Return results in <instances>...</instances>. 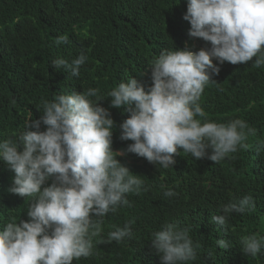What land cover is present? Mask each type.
<instances>
[{
  "label": "trees",
  "instance_id": "1",
  "mask_svg": "<svg viewBox=\"0 0 264 264\" xmlns=\"http://www.w3.org/2000/svg\"><path fill=\"white\" fill-rule=\"evenodd\" d=\"M187 2L0 0V140L16 137L26 121L38 119L45 100L97 88L103 99L99 103L108 108V92L129 77L146 88L151 85L150 65L164 50L186 44L194 51L210 47L189 37L190 24L183 19ZM64 34L70 43L58 45L56 39ZM82 50L88 59L78 77L52 66L53 59L71 61ZM253 61L224 62L199 100L209 121L245 120L255 130L245 141L248 146L217 163L180 150L168 169L136 154L117 157L144 181L142 190L127 194L131 207L121 206L103 218L101 231L93 237V255L73 264H160L151 238L166 222L188 228L194 243L200 244L191 264H264V255H245L240 243L241 236L264 235V150L257 151L258 141H264V67H255ZM110 112L116 122L112 147L120 151L132 143L119 139V125L130 113L124 108ZM13 176L0 162V226L28 219L31 198L9 191ZM169 189L176 195L166 197ZM249 194L253 209L232 213L224 226L212 221L213 215L223 214L224 205ZM129 221L131 237L105 243L110 231ZM219 239L230 240L231 246L219 248Z\"/></svg>",
  "mask_w": 264,
  "mask_h": 264
},
{
  "label": "clouds",
  "instance_id": "2",
  "mask_svg": "<svg viewBox=\"0 0 264 264\" xmlns=\"http://www.w3.org/2000/svg\"><path fill=\"white\" fill-rule=\"evenodd\" d=\"M183 19L190 24L189 37L210 47L164 50L150 65L151 85L129 77L108 92V108L99 103L97 88L45 100L38 119L26 121L16 137L0 140V162L14 173L9 191L31 198L27 220L0 226V264H73L92 256L103 218L131 207L127 194H139L144 184L117 157L136 154L168 169L180 150L217 163L248 146L255 130L245 120L209 121L199 100L224 62L245 64L255 57L254 66L264 67V0H188ZM56 43L69 44L68 35ZM87 59L82 50L71 61L58 57L51 63L78 77ZM110 108L130 113L119 125V139L132 143L120 151L112 147L116 122ZM260 150L264 141L257 143ZM164 195L176 193L169 189ZM254 207L253 196L244 195L224 205L212 221L224 226L232 213ZM131 236L129 221L110 231L105 243ZM240 243L245 255H264V235L241 236ZM216 244L228 249L231 241ZM151 245L160 264H191L200 248L188 228L167 222L152 233Z\"/></svg>",
  "mask_w": 264,
  "mask_h": 264
}]
</instances>
